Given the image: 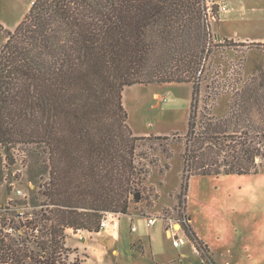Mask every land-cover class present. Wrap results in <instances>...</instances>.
I'll list each match as a JSON object with an SVG mask.
<instances>
[{
	"label": "trees",
	"instance_id": "1",
	"mask_svg": "<svg viewBox=\"0 0 264 264\" xmlns=\"http://www.w3.org/2000/svg\"><path fill=\"white\" fill-rule=\"evenodd\" d=\"M205 8L206 0H33L13 31L0 25V146L32 145L47 172L42 201L0 215V264H67L65 229L98 232L103 212L129 214L147 172L136 141L154 137L170 153L168 136L132 134L126 86L192 85L182 193L191 176L264 166V70L246 80L240 70L233 81L210 75ZM185 231L195 237L187 222Z\"/></svg>",
	"mask_w": 264,
	"mask_h": 264
},
{
	"label": "rangeland",
	"instance_id": "2",
	"mask_svg": "<svg viewBox=\"0 0 264 264\" xmlns=\"http://www.w3.org/2000/svg\"><path fill=\"white\" fill-rule=\"evenodd\" d=\"M32 1L0 0V25L13 31ZM206 3L207 9L213 3L227 4L222 12L207 10L214 45L210 75L217 81H233L240 70L246 80L257 70H264V46L251 45L264 43V0ZM4 40V30L0 29V47ZM203 94L202 90L201 99ZM191 97L190 83L133 84L123 89L122 102L132 134L168 136L170 155L154 137L136 141L137 167L147 172L137 185V197L129 203V214L137 227L131 238L141 240L132 244L131 253L122 256L125 247L121 241L110 249L97 241V237L114 235L67 228L64 233L71 237L65 239L67 264L76 259L79 264H264V166L246 175L191 176L182 193L184 135ZM31 148L26 144L0 146V215L7 212L11 216L17 208L31 210L30 203L43 200L39 186L47 179V172L40 168ZM148 216H157L151 226L146 224ZM189 217L191 223L186 221ZM184 220L196 232L195 237L185 231ZM172 229L178 230V235L185 232L183 245H172ZM98 251H105L104 258L97 259Z\"/></svg>",
	"mask_w": 264,
	"mask_h": 264
},
{
	"label": "built area",
	"instance_id": "3",
	"mask_svg": "<svg viewBox=\"0 0 264 264\" xmlns=\"http://www.w3.org/2000/svg\"><path fill=\"white\" fill-rule=\"evenodd\" d=\"M217 4V3H216ZM211 8H214V3L207 9V3H206V8H205V13H206V21H207V10H210ZM217 11L222 12L227 10V4L226 3H219L217 4ZM19 192V190H18ZM157 216H148L146 219V224L147 226H151L155 223ZM185 221V220H184ZM188 221V220H186ZM185 221V223H186ZM132 230L135 229V226L131 227ZM118 232V220L116 217V213L110 212V211H105L102 213L100 222H99V231L97 232L98 234H103L106 233L107 235H114L115 233ZM170 238L172 240V245L174 247H179L180 245H183L186 240L187 236L184 233L182 235H178L176 232L178 230H170Z\"/></svg>",
	"mask_w": 264,
	"mask_h": 264
},
{
	"label": "crops",
	"instance_id": "4",
	"mask_svg": "<svg viewBox=\"0 0 264 264\" xmlns=\"http://www.w3.org/2000/svg\"><path fill=\"white\" fill-rule=\"evenodd\" d=\"M261 41L264 42V39H262ZM132 217H133V215L128 214V215L122 216L120 219L117 218V220H118V232L114 234V236H115V238H116V243H115V244H117L118 242L121 241L122 244L124 245V247H125V253H123V252L121 251L123 257H126V256H128V253H131V246H132V244H133L135 241H140V242H141V240H140L139 238H136V239H132V238H131V237H132L131 233H132L133 231H136V230H137V227H136L135 223L133 222L134 218H132ZM122 218H123V219H122ZM189 218H190V217H189ZM126 221H129L130 224L127 223ZM188 221H190V223H191V218H190ZM132 226H135V229H134V230L131 229ZM129 228H130V229H129ZM192 230L194 231L193 228H192ZM194 233L196 234L195 231H194ZM73 235H75V234H73ZM196 236H197V235H196ZM66 238L69 239V238H71V237H66ZM80 238H81V237H80ZM100 238H101V237H97V241H99ZM78 239H79V238H78ZM78 239H77V240H78ZM81 239H83V238H81ZM78 241H80V240H78ZM105 250H106V249H105ZM115 251L117 252L116 255L118 256V254L120 253V250L117 249V250H115ZM118 251H119V253H118ZM98 252H99V255H97V259H99V257L104 258V256H105V251H98ZM102 252H103V253H102ZM123 254H124V255H123ZM182 255H183V253H182Z\"/></svg>",
	"mask_w": 264,
	"mask_h": 264
},
{
	"label": "water",
	"instance_id": "5",
	"mask_svg": "<svg viewBox=\"0 0 264 264\" xmlns=\"http://www.w3.org/2000/svg\"><path fill=\"white\" fill-rule=\"evenodd\" d=\"M214 8H217V4H214ZM100 243H102L107 249L112 248L116 243V238L114 237H107V238H100Z\"/></svg>",
	"mask_w": 264,
	"mask_h": 264
}]
</instances>
